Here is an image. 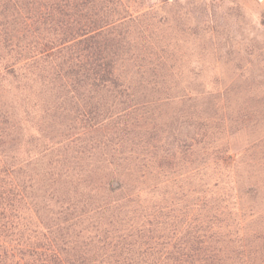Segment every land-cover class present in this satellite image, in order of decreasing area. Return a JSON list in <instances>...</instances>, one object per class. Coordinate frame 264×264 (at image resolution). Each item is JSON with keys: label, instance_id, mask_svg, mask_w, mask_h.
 Here are the masks:
<instances>
[{"label": "rangeland", "instance_id": "rangeland-1", "mask_svg": "<svg viewBox=\"0 0 264 264\" xmlns=\"http://www.w3.org/2000/svg\"><path fill=\"white\" fill-rule=\"evenodd\" d=\"M130 6L134 18L122 29L115 64L122 92L79 105L82 112L97 105L102 123L51 141L33 109V123L20 125L18 158L81 161L84 174L111 178L113 189L122 185L134 208L167 224L207 225L217 241L244 249L242 264H258L264 0H130ZM15 105L23 120L25 104ZM254 249L257 260L249 254Z\"/></svg>", "mask_w": 264, "mask_h": 264}, {"label": "trees", "instance_id": "trees-1", "mask_svg": "<svg viewBox=\"0 0 264 264\" xmlns=\"http://www.w3.org/2000/svg\"><path fill=\"white\" fill-rule=\"evenodd\" d=\"M133 18L130 0H0V264H242L244 249L211 227L159 221L81 161L18 158L33 109L51 141L102 123L97 105H79L122 92L115 64Z\"/></svg>", "mask_w": 264, "mask_h": 264}]
</instances>
